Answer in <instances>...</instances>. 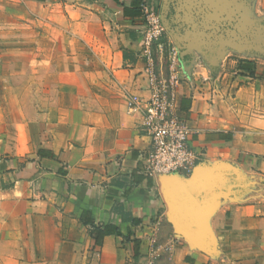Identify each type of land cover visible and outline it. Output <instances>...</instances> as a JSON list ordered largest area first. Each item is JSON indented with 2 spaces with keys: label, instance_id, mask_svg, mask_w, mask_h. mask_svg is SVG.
Here are the masks:
<instances>
[{
  "label": "crops",
  "instance_id": "0c3cea01",
  "mask_svg": "<svg viewBox=\"0 0 264 264\" xmlns=\"http://www.w3.org/2000/svg\"><path fill=\"white\" fill-rule=\"evenodd\" d=\"M89 1L106 4L120 26L125 81L102 110L111 118L107 128H91L85 137L54 134L28 149L30 159L0 161V264H150L164 254L168 235L188 228L194 249L171 246L175 263L264 264V80L238 72L247 82L232 96L201 94L188 64L172 68L158 55L157 71L180 79L176 102L186 108L181 112L205 162L186 180L149 178L140 155L150 138L128 98L150 95L143 7L159 8L163 0ZM40 150L47 155L40 157ZM242 172L262 182L249 199L235 188L246 178ZM108 225L120 235L96 245L91 232Z\"/></svg>",
  "mask_w": 264,
  "mask_h": 264
},
{
  "label": "rangeland",
  "instance_id": "374dc122",
  "mask_svg": "<svg viewBox=\"0 0 264 264\" xmlns=\"http://www.w3.org/2000/svg\"><path fill=\"white\" fill-rule=\"evenodd\" d=\"M49 1L0 0V161L28 160V149L54 134L85 137L107 128L111 118L102 110L125 81L127 46L111 9ZM159 10L164 41L183 54L199 93L232 96L247 82L238 75L242 57L259 64L264 77V0H163ZM244 175L235 188L249 199L262 182ZM188 231L168 235L164 254L150 264H183L172 260L170 247L194 249V229Z\"/></svg>",
  "mask_w": 264,
  "mask_h": 264
},
{
  "label": "built area",
  "instance_id": "2783aa9c",
  "mask_svg": "<svg viewBox=\"0 0 264 264\" xmlns=\"http://www.w3.org/2000/svg\"><path fill=\"white\" fill-rule=\"evenodd\" d=\"M143 16L142 54L150 95L145 99L135 95L128 101L129 110L141 116L143 132L150 138L149 147L140 155L143 173L152 179H187L205 162V154L194 146V132L176 102L180 79L171 74L166 78L157 71L156 63L158 55L165 56L173 68L183 62V54L164 41L165 28L158 7L144 6Z\"/></svg>",
  "mask_w": 264,
  "mask_h": 264
},
{
  "label": "trees",
  "instance_id": "16d2710c",
  "mask_svg": "<svg viewBox=\"0 0 264 264\" xmlns=\"http://www.w3.org/2000/svg\"><path fill=\"white\" fill-rule=\"evenodd\" d=\"M237 70H238L240 76L258 78L260 80H264V77L262 75L260 76V75L257 74V65L252 60H248V59L239 60L238 61V65H237ZM180 109L181 110H186V108L183 105L180 106ZM38 154H39L40 157L47 155V154L44 153V151H41V150L38 152ZM48 157L54 158L55 156H54L53 153H50L48 155ZM82 221L92 224L90 219L86 220L84 217H82ZM112 234L120 235L118 230H116L114 227L108 225V226H105L103 228H95L91 232V237L94 239L96 245L100 246L102 244L103 239L106 236H109V235H112ZM134 243H136V242H134Z\"/></svg>",
  "mask_w": 264,
  "mask_h": 264
},
{
  "label": "water",
  "instance_id": "95a60500",
  "mask_svg": "<svg viewBox=\"0 0 264 264\" xmlns=\"http://www.w3.org/2000/svg\"><path fill=\"white\" fill-rule=\"evenodd\" d=\"M183 58H184V56H183ZM196 169H197V168H196ZM196 169H195V170H196ZM195 170H194V171H195ZM193 174H194V172H193ZM193 174H192V175H193ZM192 175H191V176H192ZM191 176H190V177H191ZM190 177H189V178H190ZM160 179H164V180H174V179H176V180H186V179H182V178H178V177H177V178H171V179H168V178H160ZM187 179H188V178H187Z\"/></svg>",
  "mask_w": 264,
  "mask_h": 264
}]
</instances>
